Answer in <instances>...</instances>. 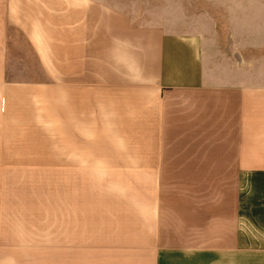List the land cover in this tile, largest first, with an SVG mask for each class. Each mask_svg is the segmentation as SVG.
Segmentation results:
<instances>
[{
  "label": "crops",
  "instance_id": "1",
  "mask_svg": "<svg viewBox=\"0 0 264 264\" xmlns=\"http://www.w3.org/2000/svg\"><path fill=\"white\" fill-rule=\"evenodd\" d=\"M174 94L206 96L201 162L208 179L224 163L227 190H155ZM11 147L70 186L23 193L46 222L0 235V264H264V0H0ZM89 177L146 190H86Z\"/></svg>",
  "mask_w": 264,
  "mask_h": 264
},
{
  "label": "rangeland",
  "instance_id": "2",
  "mask_svg": "<svg viewBox=\"0 0 264 264\" xmlns=\"http://www.w3.org/2000/svg\"><path fill=\"white\" fill-rule=\"evenodd\" d=\"M178 94L170 96L164 105L169 129L163 142V162L155 190H167L168 198L174 197L176 190H227L229 180L221 177L223 162L215 164V178L208 179L206 134L207 100ZM202 111L198 112V110ZM205 137L204 139H202ZM199 138V139H198ZM203 140V142H202ZM205 141V142H204ZM204 143V146L201 145ZM18 148H0V235L4 240L18 238L21 234L32 233L35 228L23 227L32 222H46L47 205H32V196L24 192L65 190L63 173L49 170L47 162L25 163L16 160ZM6 152H9L8 154ZM223 147H216L217 158H222ZM195 157L196 161H193ZM86 190H146L142 181L127 178H93L83 180ZM39 218L38 220L33 218ZM43 227L38 230H43ZM174 226L169 233H174ZM37 231V230H36ZM0 250L9 249L1 244Z\"/></svg>",
  "mask_w": 264,
  "mask_h": 264
}]
</instances>
